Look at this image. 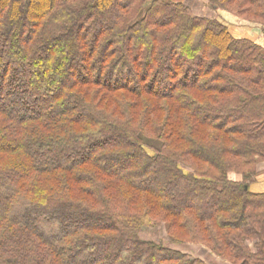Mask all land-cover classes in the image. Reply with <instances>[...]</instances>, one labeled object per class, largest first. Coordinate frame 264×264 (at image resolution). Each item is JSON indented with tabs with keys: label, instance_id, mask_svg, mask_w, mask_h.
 <instances>
[{
	"label": "trees",
	"instance_id": "trees-1",
	"mask_svg": "<svg viewBox=\"0 0 264 264\" xmlns=\"http://www.w3.org/2000/svg\"><path fill=\"white\" fill-rule=\"evenodd\" d=\"M264 30V0H209ZM264 46L172 0H0V264H264ZM240 180H237L236 177Z\"/></svg>",
	"mask_w": 264,
	"mask_h": 264
},
{
	"label": "rangeland",
	"instance_id": "rangeland-1",
	"mask_svg": "<svg viewBox=\"0 0 264 264\" xmlns=\"http://www.w3.org/2000/svg\"><path fill=\"white\" fill-rule=\"evenodd\" d=\"M172 1H183L193 10L196 16H207L211 18H220L219 14L223 13L225 10L216 8L212 6L209 0H172ZM229 26H233V23L228 22ZM253 25V24H251ZM254 26V25H253ZM231 30L233 31L232 27ZM264 31V30H263ZM234 34V33H233ZM237 37V35H236ZM246 38V37H245ZM262 163V162H260ZM259 170V165H258ZM237 180H240V176L237 177ZM258 176L254 181L250 183L251 189H253V183L257 180ZM141 237L144 240H151L165 245L168 248L176 249L181 252L187 253L195 258H200L207 262L208 264H231L227 260H224L215 254H213L209 249L201 244L193 243H175L168 234L167 226L156 225L152 227H146L141 231Z\"/></svg>",
	"mask_w": 264,
	"mask_h": 264
},
{
	"label": "crops",
	"instance_id": "crops-1",
	"mask_svg": "<svg viewBox=\"0 0 264 264\" xmlns=\"http://www.w3.org/2000/svg\"><path fill=\"white\" fill-rule=\"evenodd\" d=\"M226 22L233 23L232 29L234 35L237 37H246L254 40L258 44L264 46V31L261 27L251 25L243 20L231 15L230 13L223 12L219 14ZM259 174L257 180L252 184L254 192H264V162L259 164Z\"/></svg>",
	"mask_w": 264,
	"mask_h": 264
}]
</instances>
